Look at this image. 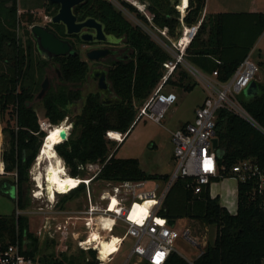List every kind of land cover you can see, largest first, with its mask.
<instances>
[{"label": "trees", "instance_id": "trees-1", "mask_svg": "<svg viewBox=\"0 0 264 264\" xmlns=\"http://www.w3.org/2000/svg\"><path fill=\"white\" fill-rule=\"evenodd\" d=\"M123 7L147 23L146 17L126 0H119ZM152 15V24L164 30L171 38L180 31V9L183 22L191 24L203 14L205 0H139ZM47 15H53L58 5L44 3ZM17 0H0V121L8 137V146L1 152L4 173L12 174L7 180L15 185V207L10 214L0 215V250L7 244L27 239L25 253L35 256L38 238L28 229V218L15 214L24 210L28 197L25 188L28 170L37 156L44 132L40 129L36 111L31 104L41 83L35 79L37 62L42 72L48 59L39 52L32 34L22 43L15 35L18 21L31 25L35 17L31 12L18 14ZM4 13V15H2ZM79 20L92 16L104 24L108 34L123 38L125 47L121 55L111 59L107 68V80L112 93L120 98L118 103L103 104L100 92L88 93L81 109L72 118V130L67 138L55 145L58 155L73 177L83 175L79 167L89 162L102 164L94 178L121 181L126 179H157L168 181V174L151 173L142 169L133 157H116L120 143L124 141L137 119L140 105L149 97L162 73L163 63L171 55L139 25L131 23L123 12L109 0H84L74 7ZM47 28L58 37L68 39L63 26L48 22ZM28 31V30H27ZM264 31V12H213L203 15L196 35L186 47V56L203 72L216 71L219 81L227 80L240 62L251 51ZM24 44V45H23ZM128 50V51H126ZM36 51V52H35ZM34 55L38 56L34 62ZM59 66L61 78L69 83L82 82L88 73L87 62L76 54L51 58ZM176 65L177 74L167 79L166 85L191 90L195 82L187 81L185 68ZM257 91L251 95L243 92L237 99L257 126L243 116L226 108L216 111L215 146L218 175L211 180L231 176V167L250 160L264 170V84L255 79ZM44 117L55 125L68 115V105L80 101L81 91L61 84L47 90L42 96ZM124 134L116 145H109L106 131ZM114 142V141H113ZM3 186L6 183L2 182ZM192 177L179 175L168 188L157 213L163 219H196L206 225H214L212 241L200 246L199 254L188 260L172 250L163 264H264V190L258 188L256 176L236 183V210L231 213L219 202V196H211L209 183L193 189ZM2 185L0 186L3 189ZM84 189L83 183L72 193ZM100 244V242H99ZM97 244V247H99ZM89 248L91 259L83 264H98L103 253L100 248ZM81 251H84L81 249ZM96 256V258H95ZM68 263L72 262L68 260ZM38 264H67L52 252L42 255ZM141 264H149L142 260Z\"/></svg>", "mask_w": 264, "mask_h": 264}, {"label": "built area", "instance_id": "built-area-1", "mask_svg": "<svg viewBox=\"0 0 264 264\" xmlns=\"http://www.w3.org/2000/svg\"><path fill=\"white\" fill-rule=\"evenodd\" d=\"M109 1L119 7L123 13L125 12L124 9L128 11L119 1ZM126 1L134 5L147 19L146 23L135 16L134 18L137 20L135 23L171 55V58L163 63L165 69L152 93L140 106L137 116H146L155 122H161L168 107L177 99V95L173 91H166L164 87L167 79L175 73L178 63L184 65L188 71L202 82L204 88L207 89V93L202 103L194 109L192 120L185 122L171 132L175 168L171 172L168 181L163 182L157 179L104 180L107 187L99 193L98 199L95 200L88 190L85 207L75 211L70 218L72 219V225H75L78 220H81L84 224L83 235L75 238L76 244L83 250L92 248L99 251L97 246L91 244V242L89 243L87 239L91 229L98 224L99 217L103 216L111 220V225L107 229H100L99 234L101 237L110 239L113 235L111 237L106 235L112 234L115 228L119 226L123 230L116 240L120 242L124 236L132 238V244L124 263L131 258H135L139 262L145 260L149 264H163L170 252L175 250L174 243L177 238L183 236L186 241L197 244L188 227L179 231L175 228L177 220H175L173 226H170L167 224L166 219L158 216L157 211L161 207L164 196L171 183L179 175L192 177L195 192L199 191L201 185L210 183L211 178L218 175L215 146L212 144V138L215 136V118L218 108L226 107L257 126L254 119L238 101L237 95L243 92V89L251 80H255L258 66L251 59V52H249L233 74L225 81H219L216 78L217 72L215 70L211 73L212 77L203 74L185 60L186 47L196 35L203 15L196 22L186 24L183 22V14H180V31L177 38L173 39L176 36L171 38L164 30L152 24V15L143 9L145 4H143V8H140L133 4L132 0ZM46 124H49L48 120L41 121L39 124L40 129L44 130ZM110 133L111 130L106 131V137L117 142H120L124 136V134L118 132L121 139H114L110 136ZM101 166L102 164L99 162L80 165L81 169L94 170V173L87 178L78 177L81 180L80 183L85 181L86 184L89 183L100 171ZM230 173L237 180L242 181L256 176L259 190H264V170L250 160L234 164L230 169ZM134 204L139 206L146 204V210L139 221L130 215ZM261 205L264 209V200ZM15 214H22V210L16 209ZM27 243L28 240L23 239L22 244L18 241L7 244L0 250V264H34L35 257L25 253ZM118 250L116 249L109 254L108 258ZM100 261L101 258L99 257Z\"/></svg>", "mask_w": 264, "mask_h": 264}, {"label": "rangeland", "instance_id": "rangeland-1", "mask_svg": "<svg viewBox=\"0 0 264 264\" xmlns=\"http://www.w3.org/2000/svg\"><path fill=\"white\" fill-rule=\"evenodd\" d=\"M132 1L136 3V1L139 0ZM46 2L47 0H17V12L18 14L26 11L31 12L35 17V21L33 22V24L38 23L47 27V24L50 20V15H47L44 10L43 5ZM226 2L228 3L224 9L227 11H232L233 9L246 10L248 8V0H226ZM259 2L260 4L257 2L259 4L257 5V7H259L260 9H264V0H260ZM176 8L181 15L184 14V12H181L180 9H178L177 5ZM124 11L125 12L123 14L125 15V17L131 23L137 24L135 23L137 22V20L134 18L135 14L132 12H128L125 9ZM2 15H4V13H2ZM30 26L31 25L25 24L23 21L19 20L13 28L16 37L22 43H25L26 38L31 35ZM176 38L177 36L173 39ZM94 47L95 45H82L79 43L76 44V50L79 52V57L87 62L88 72L92 68L100 67L106 70L108 68L109 61L113 58L111 56L107 57L106 59L100 61V63L88 59L85 53L87 50ZM124 47L125 44L122 40L113 48H120L121 50ZM259 51L261 52V54H259ZM250 52L251 59H253L258 66V71L254 79H257L260 81V83L264 84V32L260 36L257 45L253 46ZM37 58L38 56L34 55V62L37 60ZM185 60L191 66L202 73L201 69L192 60L187 57H185ZM38 63L39 62H37L36 64L37 67H35V79H37L40 84L42 83L44 78H47L48 90H55L59 85L64 84L69 88H78L81 91L80 101L68 105V115L65 117V119H68L69 124L71 125L67 131L68 136V133L70 134L72 130L71 118L80 111L85 96L90 92L98 91L96 81L92 78L86 77L82 82L69 83L63 81L62 78L60 80L56 72V67L59 69V66L56 63L53 64L54 62L52 63V61H50V58L48 63L44 65L42 72L39 71L40 69L38 67ZM180 67L185 68V66L182 64L180 65ZM185 69L189 74L187 81H189L190 83L193 81L195 82L193 88L191 90H184L180 87L166 85L164 87V90H175L179 93L176 101L168 107L160 123H157L151 119L139 120L135 125L134 131H132L128 139L117 150V156H139L141 166L148 172L163 173L174 168V163L171 160L170 131L177 129V126L180 122L192 117L195 106L204 97L205 93H207V89L204 88L202 82L198 80L194 74L188 71L187 68ZM177 71L178 70L175 71L173 76H176ZM59 75L61 76L60 71ZM36 93H38V91ZM42 98L43 97H34L31 102L36 111L39 124L41 121L46 120V118L44 117ZM4 125L5 122L0 121V186H3L2 182L6 183V185H4L5 187L3 186V189L0 188V215L10 214L13 211L15 207L16 194L15 185L12 182L10 183L9 181H4L12 177V174L4 173V164L1 160L2 150L8 146V137L6 132L3 131ZM42 131L44 132V134H46L45 130ZM108 140L109 145H116L118 143L117 141L111 140L109 138ZM32 166L33 164L31 165V167ZM31 167L28 170L29 179L25 188L28 202L25 209L22 210V214L26 215L28 218L29 231H31L34 236L38 238L39 247L34 256V264L39 263V258L42 255H48L51 252L55 254V257H57L58 259H64L67 264H69L68 260L72 262L71 264H83V259H91V255L89 252H87V250L81 251V248L76 244L75 238L81 237L83 235L85 227L81 220H78L75 225H72V219L70 218V216L75 211L81 210L85 207L87 202L86 196L88 190L95 200L98 199L99 193L107 187L106 182L102 179L96 178H93L87 184L85 182L80 183L79 181H77L62 193L57 192L54 202H48V200H46V198L44 197L38 199L33 196V192H35L36 186L34 181L32 180L33 171H31ZM44 167L45 163H42L41 169H43ZM66 169L68 172L69 169L67 166ZM81 170H83L84 172L83 175L79 176L80 178H87L94 173V170H88L87 168H83ZM82 183L84 185L83 190L72 193L68 199H63L64 194H68L74 189V187L77 188ZM236 183L237 178L232 175L222 177L218 180H211L210 183L211 192H214V195H219V202L223 205H226V207L230 210H234L236 207ZM138 210L142 212V217L146 210V204L143 206L134 204L131 210L132 213H135ZM110 225L111 220L108 217L100 216L98 224L93 227V229L98 230V232H96V234L94 235L96 237H99L100 229H107L108 227H110ZM185 227H188L190 229V234L195 239L197 244L188 242L183 238V236H181L175 240L174 248L184 258L190 260L196 253L199 252V248L201 245H204L206 242L213 240L216 232V227L214 225L203 224L196 219L182 218L176 221L175 228L177 230L181 231ZM112 234H107L106 236L111 237ZM118 236L119 234H117V236H112L110 239H106L100 236L102 240L100 239V244L97 248H100L102 250L103 257L100 262L98 261V264H141V262L137 261L135 258H131L126 263H124L132 244V238L124 236L122 238V241L119 242L118 240H116ZM116 249H119L118 252L112 254V256L108 258V255Z\"/></svg>", "mask_w": 264, "mask_h": 264}, {"label": "water", "instance_id": "water-1", "mask_svg": "<svg viewBox=\"0 0 264 264\" xmlns=\"http://www.w3.org/2000/svg\"><path fill=\"white\" fill-rule=\"evenodd\" d=\"M50 3L58 5L57 11L50 16L49 22L52 24H60L63 26L64 34L67 37L78 35V39L83 43L94 42H108L111 44H118L121 39L108 34L104 31V24L97 18L87 16L79 20L74 13L73 8L84 0H47ZM92 29V31L90 30ZM30 32L36 41L37 49L46 58H53L60 55L77 54V51L73 49L72 44L67 40L58 37L53 31L49 30L45 25L34 23L30 26ZM110 48H95L87 52V57L91 60H98L104 57L108 53H111ZM58 70V69H56ZM107 71L103 69H94L89 78L96 81V86L100 92V99L103 104L118 103L120 98L112 94L110 83L107 80ZM59 75V72H58ZM60 76V75H59ZM61 79V77H59ZM48 89L47 78L41 83V87L36 97H42ZM256 90L255 80H251L249 84L243 89L245 95H251ZM61 133H65V130H61ZM66 139V138H65ZM42 143V140H41ZM213 146L217 144V137L212 138ZM41 146V144H40ZM40 148V147H39ZM39 150V149H38ZM174 219H168L167 224L173 226Z\"/></svg>", "mask_w": 264, "mask_h": 264}, {"label": "bare ground", "instance_id": "bare-ground-1", "mask_svg": "<svg viewBox=\"0 0 264 264\" xmlns=\"http://www.w3.org/2000/svg\"><path fill=\"white\" fill-rule=\"evenodd\" d=\"M132 2L136 6L143 8V4L140 2L137 4L134 1ZM143 9L146 10L145 8ZM70 126L68 119H63L55 125L49 123L44 126L46 134L42 139L41 146L31 167V171H33L32 180L36 186V190L33 192L35 198L44 197L48 202H54L57 192L62 193L77 181L80 182V179H77L78 177L75 178L67 172L66 165L55 150V145L66 138ZM61 130H65V133L62 134ZM110 136L114 139H121L119 133L115 131H111ZM42 163H45L43 169H41ZM130 215L138 221L142 218L140 210L135 213L131 211ZM89 238L87 239L89 243L91 242V244H95L96 246L99 244L96 236Z\"/></svg>", "mask_w": 264, "mask_h": 264}, {"label": "crops", "instance_id": "crops-1", "mask_svg": "<svg viewBox=\"0 0 264 264\" xmlns=\"http://www.w3.org/2000/svg\"><path fill=\"white\" fill-rule=\"evenodd\" d=\"M260 0H248V8L246 9V10H235V9H233L232 11H230V12H241V11H247V12H251V11H261V12H264V9L263 8H259V7H257V5H259L260 4V2H259ZM139 1H136V4L138 3ZM259 4H258V3ZM227 3L228 2H226V0H205V6H204V9H203V15L204 14H207V13H213V12H224V11H227V10H225L224 8L227 6ZM264 32V31H263ZM263 34V33H262ZM261 34V35H262ZM260 35V36H261ZM260 38V37H259ZM259 38L257 39V41H256V43H255V45H257V43H258V40H259ZM254 45V46H255ZM261 51V50H260ZM259 51V54H261V52ZM202 73L203 74H206V75H208V76H211V73L210 72H203L202 71ZM212 77V76H211ZM174 93H176L177 94V97H178V92H176L175 90H172ZM256 91H257V86H256V90L253 92V94L254 93H256ZM205 95H206V93H205ZM205 95H204V97H205ZM204 97L200 100V102L195 106V108L198 106V105H200L201 103H202V101H203V99H204ZM194 108V109H195ZM193 115H194V112H193V114H192V117L191 118H189V119H186V120H184V121H182V122H180L179 124H178V126H177V128L178 127H180L182 124H184L185 122H187V121H190V120H192V118H193ZM141 119H143V120H146V119H149V118H147L146 116H137V119H136V121L134 122V124H133V127L131 128V130H130V132L128 133V135L126 136V138L124 139V141H122L121 143H120V145H119V147L117 148V150L120 148V146L128 139V137L130 136V134L132 133V131H134V129H135V125H136V123L139 121V120H141ZM158 123V122H157ZM171 132L172 131H170V136H171ZM171 138V137H170ZM170 149H171V160H172V162L174 163V168H175V161H174V158H173V155H172V151H173V142H172V140L170 141ZM117 152V151H116ZM115 156L116 157H122V156H117L116 155V153H115ZM125 157H133V158H137L138 160H139V163H140V165H141V161H140V159H139V156H125ZM122 158H124V157H122ZM142 167V166H141ZM174 168H172V169H170V171H166V172H163V173H161V172H151V173H160V174H168V175H170V173L174 170ZM142 169L143 170H145L143 167H142ZM146 171V170H145ZM148 172V171H147ZM211 183V182H210ZM210 183H209V192H210V195L213 197V196H215L214 195V192H211V190H210ZM235 194H236V187H235ZM219 196V195H218ZM223 205V204H222ZM236 205V204H235ZM223 206H225L226 207V205H223ZM227 208V207H226ZM228 209V208H227ZM231 213H234L235 212V210H236V207H235V209L234 210H230V209H228ZM179 220V219H178ZM122 228L121 227H119V226H117L116 228H115V230H114V232H113V236H116L117 234H120V232H122ZM96 232H98V230H95V229H93V230H91V232H90V234L88 235L90 238H94L95 237V235L94 234H96ZM89 238V239H90ZM99 238V239H98ZM100 236L99 237H97V240L100 242ZM200 252V251H199ZM199 252L198 253H196L194 256H193V258H191L190 259V261L191 260H193L198 254H199Z\"/></svg>", "mask_w": 264, "mask_h": 264}, {"label": "flooded vegetation", "instance_id": "flooded-vegetation-1", "mask_svg": "<svg viewBox=\"0 0 264 264\" xmlns=\"http://www.w3.org/2000/svg\"><path fill=\"white\" fill-rule=\"evenodd\" d=\"M49 2V1H48ZM73 10H74V8H73ZM91 31H92V29H90ZM105 31V30H104ZM120 39H121V41L123 40V38H121V37H119ZM68 39H70L71 41H73V44H72V47H73V49L74 50H76V44L77 43H79V44H82V45H95V47L94 48H91V49H95V48H101V49H104V48H110L111 49V53H108L107 55H105L104 57H101V58H99L98 60H92V61H94V62H98V63H100V61H102V60H104V59H106L107 57H112L113 59L114 58H116V57H118L119 55H121V53H120V48H113L116 44H111V43H108V42H103V41H100V42H94V43H90V44H88V43H83V42H81L79 39H78V35H73V36H70V37H68ZM120 41V42H121ZM119 42V43H120ZM91 49H89V50H91ZM89 50H87L86 51V56H87V52L89 51ZM77 51V50H76ZM76 55H78L79 56V52L77 51V54ZM88 58V57H87ZM48 60H49V58H47ZM89 59V58H88ZM91 60V59H90ZM50 61H52L51 60V58H50ZM52 63H53V61H52ZM53 64H55V62L53 63ZM56 69H58L57 67H56ZM95 68H92L91 70H89V72L87 73V75H86V77H88L89 78V75H90V73L94 70ZM96 69H102L101 67L100 68H96ZM104 70V69H103ZM106 71H107V69H106ZM56 72H57V74H58V72H59V69L58 70H56ZM59 76V75H58ZM60 77V76H59ZM61 80V79H60ZM48 90V89H47Z\"/></svg>", "mask_w": 264, "mask_h": 264}, {"label": "clouds", "instance_id": "clouds-1", "mask_svg": "<svg viewBox=\"0 0 264 264\" xmlns=\"http://www.w3.org/2000/svg\"><path fill=\"white\" fill-rule=\"evenodd\" d=\"M75 188V187H74Z\"/></svg>", "mask_w": 264, "mask_h": 264}]
</instances>
